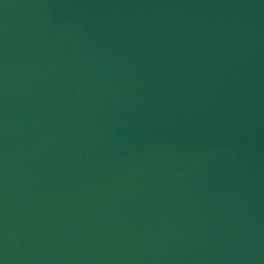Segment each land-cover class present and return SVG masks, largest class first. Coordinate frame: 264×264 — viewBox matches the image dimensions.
Listing matches in <instances>:
<instances>
[{
    "label": "water",
    "instance_id": "water-1",
    "mask_svg": "<svg viewBox=\"0 0 264 264\" xmlns=\"http://www.w3.org/2000/svg\"><path fill=\"white\" fill-rule=\"evenodd\" d=\"M0 264H264V0H0Z\"/></svg>",
    "mask_w": 264,
    "mask_h": 264
}]
</instances>
